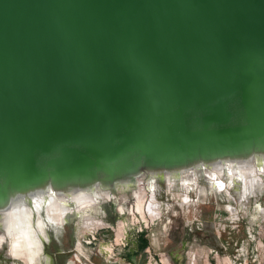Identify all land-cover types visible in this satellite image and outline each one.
<instances>
[{"label":"water","instance_id":"95a60500","mask_svg":"<svg viewBox=\"0 0 264 264\" xmlns=\"http://www.w3.org/2000/svg\"><path fill=\"white\" fill-rule=\"evenodd\" d=\"M255 154L264 0H0V208Z\"/></svg>","mask_w":264,"mask_h":264},{"label":"rangeland","instance_id":"374dc122","mask_svg":"<svg viewBox=\"0 0 264 264\" xmlns=\"http://www.w3.org/2000/svg\"><path fill=\"white\" fill-rule=\"evenodd\" d=\"M164 177L163 173L149 172L140 179L147 188V198L154 196L160 204V216L155 222L130 214L137 208L135 200L123 203L124 216L117 212L115 201L107 202L94 214V218L107 224L106 229L89 231L80 225L77 242L82 245L81 254L75 251L70 264H166L165 256L168 264H264L262 175L250 180L245 198L240 192L241 180L229 171L220 179L222 187H210L211 180L205 178L197 182L208 187L206 196H198L193 180L187 201L182 187L170 191ZM78 220L73 222L75 227ZM119 222H123L124 234L117 241ZM142 232L147 234L150 248L128 262L125 247Z\"/></svg>","mask_w":264,"mask_h":264},{"label":"bare ground","instance_id":"6f19581e","mask_svg":"<svg viewBox=\"0 0 264 264\" xmlns=\"http://www.w3.org/2000/svg\"><path fill=\"white\" fill-rule=\"evenodd\" d=\"M225 171L231 172L234 177L241 180L240 192L245 198L251 183L250 180L259 175L264 177V154H255L244 159L214 162L209 165L199 163L175 172L166 171L163 174L168 189L171 191L181 186L185 191L184 200L187 201L188 196L186 195L191 181L196 180L198 196H206L207 186L204 187L198 183H202V179L205 178L211 180L210 187L215 189L222 187L223 183H220V179L225 178ZM143 175L139 174L126 180H116L111 185L95 182L90 185L74 186L67 191H55L52 187H48L45 190L39 189L29 194L12 193L8 203L0 208V235H5V243L0 246L2 260L13 259L14 253L15 259L23 261L25 264H49L50 259L42 252L43 243L46 245L49 242L47 226L52 223L62 227L67 222L69 215H77L81 218V225L86 230L105 228L107 224L94 218V214L107 202L115 201L119 207L117 212L124 216L126 212L123 203H131L135 200L137 208L133 209L130 214L135 217L140 216L143 221L155 222L160 216V204L154 196L147 198V188L141 184L140 180ZM176 177L181 179H176ZM122 223H118L117 241L124 234ZM9 228L12 231L11 243H15L16 236L27 235V240L23 241L20 247L11 251L9 237L5 232V229ZM81 247V243H78L77 251L80 252ZM165 258L164 262L168 264V258L166 256Z\"/></svg>","mask_w":264,"mask_h":264},{"label":"flooded vegetation","instance_id":"af4514ba","mask_svg":"<svg viewBox=\"0 0 264 264\" xmlns=\"http://www.w3.org/2000/svg\"><path fill=\"white\" fill-rule=\"evenodd\" d=\"M76 216L77 215L72 216V218L67 220V222L62 227L56 224H49L47 226V235L49 237L50 243L49 242L46 243L44 253L52 261V264L71 263L69 259L75 254V251H77V245H78L77 226L79 228L81 225L80 222L81 218L79 216L77 217ZM75 219H79L78 222L76 223V227L74 226L73 223ZM0 260H2L1 256H0ZM0 262H1L0 264H25L23 263V261H20L18 259L15 260L11 259L8 261L2 260Z\"/></svg>","mask_w":264,"mask_h":264},{"label":"trees","instance_id":"16d2710c","mask_svg":"<svg viewBox=\"0 0 264 264\" xmlns=\"http://www.w3.org/2000/svg\"><path fill=\"white\" fill-rule=\"evenodd\" d=\"M150 240L145 232L139 233L134 242L126 245L125 259L130 262L132 258L141 255L144 251L150 248Z\"/></svg>","mask_w":264,"mask_h":264},{"label":"clouds","instance_id":"9594fccd","mask_svg":"<svg viewBox=\"0 0 264 264\" xmlns=\"http://www.w3.org/2000/svg\"><path fill=\"white\" fill-rule=\"evenodd\" d=\"M5 232H6L7 236L9 237L10 251L12 249H16V248L20 247V244L23 241L27 240V235L26 234H21V235L15 237V243H11V237H12L11 229L10 228L9 229H5ZM4 243H5V235H0V246H3ZM13 259H15L14 253H13Z\"/></svg>","mask_w":264,"mask_h":264},{"label":"crops","instance_id":"0c3cea01","mask_svg":"<svg viewBox=\"0 0 264 264\" xmlns=\"http://www.w3.org/2000/svg\"><path fill=\"white\" fill-rule=\"evenodd\" d=\"M131 261H132V262L134 261V260H133V258H132V260H131Z\"/></svg>","mask_w":264,"mask_h":264}]
</instances>
